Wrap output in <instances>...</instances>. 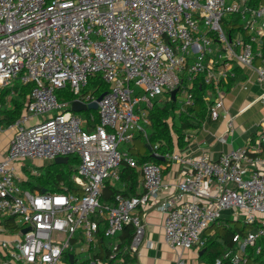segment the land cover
I'll return each mask as SVG.
<instances>
[{
  "label": "built area",
  "instance_id": "1",
  "mask_svg": "<svg viewBox=\"0 0 264 264\" xmlns=\"http://www.w3.org/2000/svg\"><path fill=\"white\" fill-rule=\"evenodd\" d=\"M235 16L244 32L232 26ZM263 44L264 2L257 0H0V88L16 80L33 84L0 161V217L15 216L22 228L21 237L0 242V264H63L76 234L82 230L90 248L102 223L105 236L114 239L110 258L119 249L117 235L128 225L134 227L128 248L138 253L150 208H161L165 241L183 250L204 247L205 231L231 210V217L248 228L235 233L234 247L212 264H260L264 119L255 144L218 159L206 151L166 155L188 166L166 196L162 192L170 186L163 165H139L123 144L137 132L147 137L149 108L157 96L178 89L181 107L192 105L191 88L200 77L215 90L208 116L218 119L224 108L220 83L235 75L234 64L257 72L264 101V64L255 65L257 57L264 58ZM97 73L108 84L101 99L83 91ZM67 87L74 100L97 101L99 121L92 129L86 125L94 115L85 118L72 110L74 100L59 98L57 91ZM32 117L38 120L31 122ZM228 126L232 131V119ZM72 154L80 159L73 175L80 191L63 186L60 192L32 193L17 180V162ZM123 162L141 171L144 191L119 192L114 202L102 201L107 180L120 179ZM89 264L106 260L93 257Z\"/></svg>",
  "mask_w": 264,
  "mask_h": 264
},
{
  "label": "crops",
  "instance_id": "2",
  "mask_svg": "<svg viewBox=\"0 0 264 264\" xmlns=\"http://www.w3.org/2000/svg\"><path fill=\"white\" fill-rule=\"evenodd\" d=\"M257 1L264 2V0H257ZM234 19L235 21H233L232 26H235V30L244 32L242 21L236 16L234 17ZM262 50L264 55V44ZM262 64H264V58L257 57L255 60V65L257 66ZM233 72H235V75L230 76L227 80H222V89L224 91V108L222 110L220 117L218 119H211L209 116H207L205 122L202 124L201 127L197 129L189 130L187 132L184 139L186 143L183 146H179L178 144H176L173 152H176L182 156H186V155H197L203 151H206L212 158L218 159L223 153L228 152L234 148L244 145L255 144L257 142V140L260 138L259 131L261 130V122L264 119V101L260 98V95L263 92V84L257 80V72L253 68L244 67L239 64H234ZM233 77L236 78V81L232 86L228 88L227 84L229 83V80ZM197 81L198 80H196L195 82ZM20 85H22V83L19 80H16L13 85L0 88L1 125H2V129L0 130V161L3 160L8 153L10 142L14 134L13 125L23 115L25 111V105L30 95L29 93L26 96V102L20 117L15 122L6 124L5 123L6 121H3L4 112L6 109L8 110L12 108L11 99L14 97H18V94L14 90V87ZM206 87L208 89L206 92L208 98L210 100H213L215 97V93L213 92L212 87L207 85ZM7 88H12V90L8 94L3 95L4 90ZM166 95L167 94L162 95L163 101L165 100ZM175 100H177L178 104L181 105L180 95L178 93L176 95ZM93 110H96L98 114L97 109H87L77 113L85 118H88V116L82 114V112L88 111L90 112V115L92 114L95 117V114L92 112ZM230 119L233 120V130L228 132V128H229L228 120ZM36 120H38L37 117L31 118V122H34ZM95 121H89L88 124L86 125L87 128L89 125L90 127L91 126L94 127V125L96 124ZM133 143H135L134 140L125 144L123 148H125L128 151L127 147L129 146V144H133ZM151 148H152L151 152L152 151L154 152L152 146ZM53 161L54 160L27 159L15 163V167L17 170V180L20 182L22 188L28 190L23 186V182L27 180L30 177V175H34V176L41 175V173L43 172L42 167L50 164ZM162 165H163L164 182L165 184H168L170 186L169 189H165L162 192L163 196L164 195L166 196L173 189L174 184L177 182L180 176L181 170L187 168L188 166L185 163L174 161L170 158H167V162ZM139 172H140V179L138 185L136 186L135 191L129 190L127 187V182H125L120 187L122 193L126 191L124 193L125 195H136L144 191L145 188L143 185L142 173L141 171ZM109 180H111V182L113 183L115 182L116 184L120 183V179L119 180L109 179ZM39 191L42 192L48 190L46 189L35 190L32 193ZM108 203H112V202H108ZM164 216L165 214L161 210V208L149 209L146 218L147 228H146L145 239L140 247L139 252L137 253L139 257L138 264H178V261L180 259H183L185 264H212V262L204 260L201 257L203 253L206 251L207 246H204L202 248L193 247L191 249H185V250L175 249L171 247L165 241L164 238ZM5 217H9V216L0 217V242L4 240L13 241L18 237H21L22 228L18 223L17 218L16 217L14 218L13 223L6 225L4 223ZM222 218L223 219L231 218V214L230 215L224 214ZM234 223L238 224L240 222L234 220ZM104 225L105 224L103 223L101 224L97 236H99V233L103 229ZM215 232L216 229L214 227H211L204 233V236L207 237V239H209L211 236L215 235ZM76 236L78 241L74 243V247L69 253L74 254V260L77 259V261L80 262L82 261V259H89L90 262V260L94 257L93 250L97 248V241L94 246L90 245V248H88L82 230L79 231L76 234ZM221 241L223 240L221 239ZM69 253L66 252V254L64 255L63 264H65V256L67 255L69 257ZM95 257H101V256H95Z\"/></svg>",
  "mask_w": 264,
  "mask_h": 264
},
{
  "label": "trees",
  "instance_id": "3",
  "mask_svg": "<svg viewBox=\"0 0 264 264\" xmlns=\"http://www.w3.org/2000/svg\"><path fill=\"white\" fill-rule=\"evenodd\" d=\"M225 29L231 32L230 25L225 22ZM236 81V78H231L227 87L232 86ZM222 88V82L220 83ZM33 89L32 84H22L20 86L14 87L17 92L18 97L11 99L12 108L6 109L3 116V121L6 124L15 122L23 112V108L26 102V96L31 93ZM12 88H7L4 90L3 95L8 94ZM93 91L97 95L108 90V84L104 81L102 74L97 73L96 75L90 77L87 86L83 89L84 93L88 91ZM194 93V101L192 105L182 108L178 104L177 100H174L170 93H166L165 100L163 97L157 96L149 108V119L150 124L147 125V137L142 132H138L133 144H129L128 152L135 156L139 165L145 162H154L157 164H164L167 162L166 159H160L153 155V151L149 149L148 145L154 147L158 145L156 150L160 156H165L172 153L176 144L183 146L186 141H184L185 136L189 130L197 129L202 126L208 116V105L212 101L208 98L207 87L204 84L203 77H200L198 81L191 88ZM213 92L215 90L212 87ZM59 98L66 100H73L76 95L70 90V88H64L57 91ZM95 114V122L99 121V116L96 110L92 111ZM85 116H90V112H82ZM94 122V123H95ZM89 129L93 126H88ZM79 157L72 154L69 155V161L67 163H56L51 162L50 164L42 167L43 172L39 176L30 175V177L23 182V186L34 192L35 190L46 189L48 191L60 192L64 190L63 186L68 187L70 190L80 191L78 186L73 179V175L77 171V166L79 164ZM140 179V172L137 168L129 166L126 162H123L120 167V185L115 182L108 180L106 187L101 195L102 201L114 202V198L117 193L122 192L120 189L121 185L127 182V187L129 190L135 191ZM127 189V190H128ZM126 191H124L125 193ZM15 216L5 217L4 223L6 225L13 223ZM214 227L216 229L215 235L211 236L206 245L207 249L201 256L202 259L209 262H215L217 258L222 257L224 252L234 247L232 237L237 232L244 233L248 228L247 224L242 226L234 223L231 218L218 219L209 228ZM208 228V229H209ZM207 229V230H208ZM206 230V231H207ZM205 231V232H206ZM134 235V227L131 225L125 226L122 232L117 235L118 239V251L114 258H110L112 252L109 243L112 239L108 238L104 234V227L100 231L97 239V248L94 251L95 256H101L105 258L106 264H138V255L130 251L128 246ZM221 239L223 241H221ZM81 260V259H80ZM256 260H260V264H264V259L262 257H257ZM75 262L78 264H89V259H82V261ZM65 264H72L70 257L65 256ZM225 264H230L229 260L225 261Z\"/></svg>",
  "mask_w": 264,
  "mask_h": 264
},
{
  "label": "water",
  "instance_id": "4",
  "mask_svg": "<svg viewBox=\"0 0 264 264\" xmlns=\"http://www.w3.org/2000/svg\"><path fill=\"white\" fill-rule=\"evenodd\" d=\"M178 89H174L171 92V96L172 98L175 100L176 95H177ZM103 96L100 95L98 99H101ZM98 108V103L97 101H93L91 103L86 104L85 102L81 101V100H74L72 103V110L75 112H81L87 109H97ZM150 150H152L151 145H149ZM153 155L157 156L160 159H165L164 156H158L155 154V152H153ZM69 161V156H58L54 159V162L56 163H67ZM29 227H26L23 229V232H26L28 230ZM203 252V251H202ZM69 257H70V261L72 264H77L74 260V254L73 253H69Z\"/></svg>",
  "mask_w": 264,
  "mask_h": 264
},
{
  "label": "rangeland",
  "instance_id": "5",
  "mask_svg": "<svg viewBox=\"0 0 264 264\" xmlns=\"http://www.w3.org/2000/svg\"><path fill=\"white\" fill-rule=\"evenodd\" d=\"M228 16H230V15H228ZM228 16H227V17H228ZM123 145H125V144H123ZM123 145H121L120 148H121ZM25 160H27V159H25ZM231 213H232L231 210H225V211H223V214H226V215H230ZM241 219H242V218H241ZM237 225L242 226L243 223L240 222V223H238ZM69 252H71V248H69V249L67 250V253H69Z\"/></svg>",
  "mask_w": 264,
  "mask_h": 264
}]
</instances>
